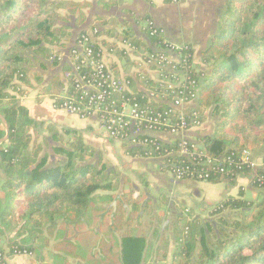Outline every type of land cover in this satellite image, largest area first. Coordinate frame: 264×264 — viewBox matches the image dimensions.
<instances>
[{"label":"trees","instance_id":"obj_1","mask_svg":"<svg viewBox=\"0 0 264 264\" xmlns=\"http://www.w3.org/2000/svg\"><path fill=\"white\" fill-rule=\"evenodd\" d=\"M98 4L109 9L116 2L99 0ZM90 6L87 0H0V220L9 219L11 228L18 226L17 239L7 245L10 254L17 248L40 256L53 240L52 264H143L147 240L144 234H134L132 227L148 206L142 205L145 195L124 193L115 213L93 210L96 191L118 190L114 170L102 153L84 141L80 130L32 118L19 98L9 93L12 88L22 96L34 81L43 84L49 68L71 71L68 62L61 63L59 49L68 45L73 27L86 21ZM145 20L143 33L150 48L132 32L113 33L106 20L96 21L97 36H119L146 51L168 53L165 39H169L163 30L153 29ZM83 33L86 29L77 37ZM100 45L115 48L111 40ZM114 54L128 55L119 48ZM203 60L211 69L189 107L199 112L210 106L216 122L212 133L198 140L202 148L215 158L257 148L264 143V0H225ZM188 73L200 77L190 69ZM59 74L51 75L54 94L71 87L70 78L61 81ZM127 79L132 88L134 82ZM49 87L39 92H49ZM125 93L143 105L167 108L161 101L147 100L144 91ZM160 144L177 149L179 140L160 139ZM122 145L130 156L147 157L148 147ZM232 171L213 173L207 181L234 186L236 174L245 175L258 197L246 199L239 187L237 195L223 198L210 213L218 216L214 222L193 219L175 225L177 246L171 264H264V184L255 181L248 169ZM261 174L264 171L258 169L257 175ZM95 223L101 238L93 243Z\"/></svg>","mask_w":264,"mask_h":264},{"label":"crops","instance_id":"obj_2","mask_svg":"<svg viewBox=\"0 0 264 264\" xmlns=\"http://www.w3.org/2000/svg\"><path fill=\"white\" fill-rule=\"evenodd\" d=\"M87 1L91 2V6L86 12V21L77 27H73L71 30L72 36L69 39L68 45L59 49L61 63L68 62L70 64L68 51L69 47L74 42L81 30H90L92 24L97 20H106V27L113 28L115 30L113 33L129 31L134 33L136 36L141 37L142 39L144 38L146 41L145 35L143 33L144 28L146 27L143 26V23H146L147 25L145 18H148L150 24L153 26L161 28L165 37L169 40L180 44H190L193 47V53H195L197 59L198 57L201 58V53L206 48L212 35L216 32L217 22L225 3V0H180L178 3L167 2L166 0H113L116 2V4L109 9H105L100 4H98L99 0ZM61 12L64 13L65 10L61 9ZM119 39H121L119 36L111 37L103 35L99 42L101 43L102 40H111L112 43L114 42L116 44ZM102 47L105 51L107 50L105 46ZM118 48L121 50L124 49L123 45L118 46ZM129 55H124L125 57H123L108 52H105L104 54L107 63H109L111 68H113L115 71H117L119 64H121L123 61H129ZM57 69V72L60 73L59 78L61 81L68 79V72H62L59 68ZM204 73H209L208 68L204 69ZM66 84H68V81ZM44 86H50L48 88L50 89L49 92H39L40 88ZM51 86H53L51 85V79H44L43 84H41L39 88L33 87L27 89L25 95L20 99V103L29 110V115L36 120L50 122L57 127H69L80 130L83 139L93 145L97 151H100L99 149H102L101 147L103 146H105L107 150L110 149V146L105 142L107 138L98 128L99 123L96 118L83 119L79 116L68 114L62 110H56L52 108L50 102L51 99H53L55 95H59L63 90H61L59 94H54V92H51ZM129 89L130 91H143V89H140L137 86L135 87L134 85ZM43 95H46L47 97L42 98L41 96ZM207 120L208 118L203 124L204 127L206 126L205 123H208ZM203 126L200 130L205 129ZM208 130L209 131L200 133L203 135L207 132H210V127ZM200 133L197 136L190 137L189 139L198 141L201 138V136L199 137ZM157 137L160 139L162 138L161 140H164L161 135H157ZM253 153L255 157L259 159V161L263 159L264 144L258 148H255ZM121 156L127 162V168H125V170L133 173V176H138L137 178H141L144 182L142 186L137 184V182H135V184L132 183V188L134 189L133 195H145L146 197V199L142 202L143 207L150 201H152L154 206H157L156 204L158 203V199H156L154 194L150 193L149 188H152L153 193L163 194L166 196V198H168L167 195H173L174 198V195H177L179 192L178 190L183 187L185 188L186 186L191 187L196 185L197 187L203 186L207 189L209 186L220 185V195L222 198L231 195L229 194L231 193L229 192L231 188L225 183L198 182L194 180L188 181L185 179L177 180L170 173V171L160 166L158 161L159 159L141 156L133 157L128 153H126V155L121 154ZM238 178L243 179L245 182H247L245 185L250 187L246 176H240ZM192 183L194 184L192 185ZM95 194L97 195V200L93 210H96L97 212L104 210L105 212L111 211L112 213H115L119 201L122 200L121 190L115 192H104L98 190ZM255 194L258 195L257 192H255ZM169 200L171 202L173 201L172 199H168V204H170ZM155 211L156 210L154 209V212L152 213L154 214L153 216L155 219L153 218V220L150 221L151 226L147 230L140 229V227L143 226V223L142 220H138V222L136 221L133 224L132 231L136 235L144 234L146 237L147 254L145 255L143 264H171L172 254L174 253L177 246L174 228L172 224L170 227H167L168 224H164V226L159 230V228L156 227V225H158L157 223L159 217L155 214ZM141 214L142 212L140 215ZM101 215L102 214H99V216ZM96 217V214L91 216L93 220ZM8 222L9 219H6V221L0 220V248L4 250V254L6 256L5 264H52L50 255L52 246L49 247L47 251H44L40 256H37L36 253L20 255H11L8 253V243L13 239H17V230L12 231L10 229L11 225H7ZM94 227V231L96 233H93L95 234L93 243L97 241L99 236L101 238V235L97 233L98 225L96 226V223L93 225V228ZM163 254H167V256L163 257ZM158 258H162V260H158Z\"/></svg>","mask_w":264,"mask_h":264},{"label":"built area","instance_id":"obj_3","mask_svg":"<svg viewBox=\"0 0 264 264\" xmlns=\"http://www.w3.org/2000/svg\"><path fill=\"white\" fill-rule=\"evenodd\" d=\"M166 1L176 3L179 0ZM152 28L156 29L155 26ZM91 32L93 38L98 37L96 28ZM99 40L92 39L88 33H83L69 49L72 69L68 72V77L72 82L71 87L64 90L66 92L64 97L61 95L53 97L54 103L59 108L81 118L95 115L111 138L125 142L129 146L148 147L145 155L148 158L163 159V164L177 180L207 181L213 173L229 174L235 169H248L250 174L255 175V181L264 184V174L257 175L258 169L264 171V158L255 162L248 148L237 151L234 156L215 158L208 156L199 141L182 137L175 138L179 140L177 149L163 148L160 138L157 137L158 133H177L189 129L200 121L199 112L190 110L189 106L196 99L201 82L189 76V69H185L186 66H179L185 69V77L181 80L175 78L173 84L162 85L164 93L154 99L166 104L167 108H154L148 102L143 105L137 102L135 97L125 93V91L131 92L128 80L123 81L122 77L115 75L107 64L104 54L114 53L117 44L113 46L114 49L105 51ZM165 40L168 53L147 51L145 56H141L138 54V47L124 41L122 50L126 54L139 56L147 66L158 70L159 80L160 77L164 80L168 68L174 67L171 55L183 59L186 54H191L187 44ZM94 43L98 45L97 49L93 48ZM82 68L87 70L81 71ZM138 77L140 78L141 75L138 74ZM154 91L156 93V90ZM150 94L153 96L154 92ZM146 98L153 100L148 93ZM165 99H169L170 103H166ZM150 133L156 136L154 138L147 136ZM239 175L237 173L236 177ZM20 254L27 253L13 248L11 255ZM5 258V254L0 253V264H5Z\"/></svg>","mask_w":264,"mask_h":264},{"label":"rangeland","instance_id":"obj_4","mask_svg":"<svg viewBox=\"0 0 264 264\" xmlns=\"http://www.w3.org/2000/svg\"><path fill=\"white\" fill-rule=\"evenodd\" d=\"M178 2H176V3H178ZM92 25L95 26L94 28H96L97 32H98V26H100V24H98L97 22H94ZM143 26H146V23H143ZM138 30H139V28H138ZM86 31L89 35H91L92 39L99 40L103 37V35H99L97 38H93L91 30H86ZM116 44H117V48H118V46L123 45L122 39H119ZM146 44L150 48V44H148V42ZM74 45H75V43L73 42L70 47H72ZM187 45H190V44H187ZM190 49H191V54H186L185 58H183V59H180L176 55L175 56L171 55V59H173L174 67L168 68V71L166 72L167 74L164 77V80L160 77L161 81L159 80L158 70H153L152 67H149L144 62H142L139 59V56H135L133 54L129 55L130 57H129L128 62L123 61L121 64H119L117 71L113 70V68H111L109 63H108V66L111 70H113V73L115 75L122 77L123 81L127 82V80H128L127 77H130L132 79V81L134 82L135 87L137 86L138 88L143 89V91L145 93H148L150 95V97L154 100V99L158 98L159 94L164 93L163 86L165 84H169V83L173 84L175 82V78H179L180 80L182 78H184L185 77V69L192 70L196 75L200 74V77L198 78V80L200 82H203V80L207 77V74L204 73V69L208 68V72H209L211 69V65L208 63L205 64V62L203 60V52L201 53V58L198 57V59H197L195 53H193V47L191 45H190ZM137 50L139 51L138 54L141 56H145L144 55V54H146L145 52L148 51V50L146 51L145 48H143V47H138ZM28 53L29 52H27V54ZM179 66H186V68L181 69V68H179ZM34 69H35V67L32 68V70H34ZM57 70L58 69L54 68V67L49 68V70H47L44 73V79H46V80L51 79V75L56 73ZM138 74L141 75L140 78L138 77ZM29 75H30V77H32L31 73H29ZM24 87H26V86H24ZM33 87L39 88L40 85L35 83V81H34ZM33 87H30V88H33ZM67 88H69V85L64 87L63 91L59 95L64 97V94L66 93V92H64V90H66ZM27 89H29V88H27ZM154 90H156V93ZM150 92H154V95L152 96L150 94ZM9 93L18 97L19 100L25 95L24 94L22 96H19L18 94L15 93V91L12 88L9 89ZM55 96H58V95H55ZM41 97L45 98L47 96L43 95ZM50 102H51L53 109L62 110L68 114H72L71 112H68L67 110H65L63 108H59L54 103V99H51ZM165 102L170 103V100L165 99ZM191 106H192V103H190V107ZM28 112H29V110H28ZM199 112H200L199 117L201 118L200 121L197 124H195L194 126L190 127L189 129L184 130V131H180L177 133H158L157 135H161L164 139L163 141H165V142L169 141L170 143H172L175 138L182 137V138L189 139L190 137L197 136L200 132L203 133V132L209 131L208 130L209 127L213 131L214 125L216 122V118L212 115V108L210 106L205 107V108H200ZM73 115H75V114H73ZM82 118L83 119H85V118H96V120L99 123L98 124L99 130L107 138L105 140V142L107 143V145L110 146V149L107 150L106 147L103 146V147H101L102 149H99L100 151H98V152L102 153L103 160L108 164V166H110L114 170V174L116 175L115 180L117 181V184H118V190H116V191L121 190V197L124 193L133 194L134 189L132 188V183L135 184V182H137V184H140L142 186L144 184V182L141 178H137L138 176L137 177L133 176V173H130L129 171L125 170V168H127V165H126L127 162L124 160V158H122L121 154L126 155V152H125V149L122 145V141L115 140V139L111 138L110 136H108L106 129L102 125H100V121L98 120V118L95 115H90V116H86V117H82ZM207 118H208V120H207L208 123L207 124L205 123V125L207 126V128H206V126L204 127L203 124ZM46 123H50V122H46ZM202 126H203V128H205L204 130H200L202 128ZM211 126H212V128H211ZM199 130H200V132H199ZM211 130H210V132H211ZM210 132H207L203 135L209 134ZM201 133H200L199 137L203 136ZM84 141H85V139H84ZM85 142L88 143L87 141H85ZM88 144H90V143H88ZM262 144H264V143H261L258 147L262 146ZM248 149H250V148H248ZM250 150L252 152V156L254 158V161L258 162L259 159L256 158L254 153H253L254 149L253 150L250 149ZM158 161L163 164V162H162L163 159H159ZM240 176H245V175H239L236 177V184L234 186H229L231 188L229 191L231 193H229V194H231V195H228V196L237 195V191H238L239 187H243L245 190L244 197L246 199H248V200L256 199L258 197V195L255 194L256 191L250 187H247L245 185V184H247V182H245L243 179L238 178ZM185 180L193 181L194 179H185ZM247 180H248V178H247ZM194 181L208 182V181H203V180H194ZM193 184L194 183H192V185ZM149 185H150V183H149ZM188 187L189 186H186L185 188L184 187L180 188L178 190L179 192L177 193V195H174V198H173V195L170 196V195L166 194L168 197V198H166V196H164L163 194L153 193L152 188H149L150 193L154 194L156 196V199H158V203L156 204L157 206H154L152 204V201H150L148 203V206L146 207V209L140 211V213L142 212V214L139 215L140 216L139 220H142V223H143V226H141L140 229L147 230L151 226L150 221L153 220V218L155 219V217L153 216L154 214H152L154 212V209L156 210L155 214L159 217L158 218L159 220L157 223L158 225H156V227H158L159 230L164 226V224L165 225L168 224L167 227H170L172 224L173 228H174L175 225L182 226V224L185 221H189V220H193V219H197L199 221L211 220L214 222L218 218V216H212V215H210V213L223 199L222 196L220 195L221 194V186L220 185L209 186V188H207V189L203 186L197 187L196 185L195 186L193 185L189 188ZM124 191H126V192H124ZM113 192H115V191H113ZM162 198H163V200H162ZM168 199H172L173 201L171 202L169 200L170 204H168ZM224 215L227 216L228 214L224 213ZM177 221H179V222L177 223ZM10 229L12 231H15L18 229V226L14 227V228H10ZM50 242H51L50 243V247H51L52 243H54V242H53V240H50ZM166 256H167V254L165 255V257ZM158 260H162V258H158Z\"/></svg>","mask_w":264,"mask_h":264}]
</instances>
